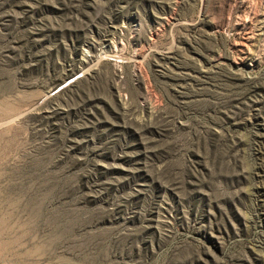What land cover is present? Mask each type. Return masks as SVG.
<instances>
[{
    "label": "rangeland",
    "instance_id": "374dc122",
    "mask_svg": "<svg viewBox=\"0 0 264 264\" xmlns=\"http://www.w3.org/2000/svg\"><path fill=\"white\" fill-rule=\"evenodd\" d=\"M0 264H264V0H0Z\"/></svg>",
    "mask_w": 264,
    "mask_h": 264
}]
</instances>
